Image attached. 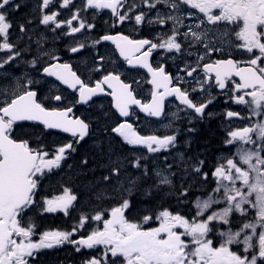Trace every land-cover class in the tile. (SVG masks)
I'll use <instances>...</instances> for the list:
<instances>
[{
	"label": "snow or ice",
	"instance_id": "snow-or-ice-1",
	"mask_svg": "<svg viewBox=\"0 0 264 264\" xmlns=\"http://www.w3.org/2000/svg\"><path fill=\"white\" fill-rule=\"evenodd\" d=\"M0 264H264V0H0Z\"/></svg>",
	"mask_w": 264,
	"mask_h": 264
},
{
	"label": "trees",
	"instance_id": "trees-1",
	"mask_svg": "<svg viewBox=\"0 0 264 264\" xmlns=\"http://www.w3.org/2000/svg\"><path fill=\"white\" fill-rule=\"evenodd\" d=\"M56 222H53V224H55Z\"/></svg>",
	"mask_w": 264,
	"mask_h": 264
}]
</instances>
